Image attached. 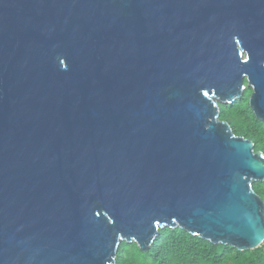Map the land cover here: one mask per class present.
<instances>
[{
	"label": "water",
	"instance_id": "water-1",
	"mask_svg": "<svg viewBox=\"0 0 264 264\" xmlns=\"http://www.w3.org/2000/svg\"><path fill=\"white\" fill-rule=\"evenodd\" d=\"M246 85L264 123V0H0V264L260 248L264 153L218 104Z\"/></svg>",
	"mask_w": 264,
	"mask_h": 264
},
{
	"label": "trees",
	"instance_id": "trees-1",
	"mask_svg": "<svg viewBox=\"0 0 264 264\" xmlns=\"http://www.w3.org/2000/svg\"><path fill=\"white\" fill-rule=\"evenodd\" d=\"M237 105L239 108L232 111ZM220 111V119L230 124L236 136L251 140L255 151L264 153V123L256 119L250 105L243 106L240 99L220 106ZM253 189L264 200V182H255ZM128 247L121 246L116 264H132L123 257ZM138 253L147 257V264H264V245L253 252H240L229 246L213 245L179 228L161 230L151 249Z\"/></svg>",
	"mask_w": 264,
	"mask_h": 264
},
{
	"label": "rangeland",
	"instance_id": "rangeland-1",
	"mask_svg": "<svg viewBox=\"0 0 264 264\" xmlns=\"http://www.w3.org/2000/svg\"><path fill=\"white\" fill-rule=\"evenodd\" d=\"M252 92H253L252 88H249L246 85V88L244 90L243 96L241 98V99H243V106L250 105L249 102H250V97L252 95ZM218 104H219V106L226 105V104H221L220 102H218ZM238 108H239V105L234 107V110H232V111H236L235 109H238ZM164 229H169V228H164ZM161 230H163V229H160V231ZM123 244H128L129 245V247L126 250L123 251V257H125L132 264H147V262H148L147 257L138 253L139 246L135 242L127 243L125 241H122L121 244H120V247L118 249V252L120 251L121 246ZM263 245H264V243L262 244V246ZM249 252H253V251H249ZM117 255H118V253H117Z\"/></svg>",
	"mask_w": 264,
	"mask_h": 264
}]
</instances>
